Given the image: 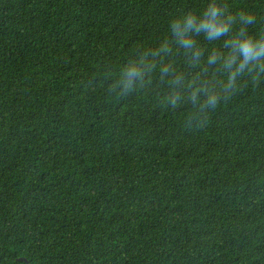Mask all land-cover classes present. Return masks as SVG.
<instances>
[{
    "label": "trees",
    "instance_id": "16d2710c",
    "mask_svg": "<svg viewBox=\"0 0 264 264\" xmlns=\"http://www.w3.org/2000/svg\"><path fill=\"white\" fill-rule=\"evenodd\" d=\"M0 264H264V0H0Z\"/></svg>",
    "mask_w": 264,
    "mask_h": 264
},
{
    "label": "clouds",
    "instance_id": "9594fccd",
    "mask_svg": "<svg viewBox=\"0 0 264 264\" xmlns=\"http://www.w3.org/2000/svg\"><path fill=\"white\" fill-rule=\"evenodd\" d=\"M244 51H245V54L246 55L249 54V53H251V51H252L251 46L250 45H245L244 46Z\"/></svg>",
    "mask_w": 264,
    "mask_h": 264
},
{
    "label": "water",
    "instance_id": "95a60500",
    "mask_svg": "<svg viewBox=\"0 0 264 264\" xmlns=\"http://www.w3.org/2000/svg\"><path fill=\"white\" fill-rule=\"evenodd\" d=\"M19 262H27V260L26 259H20V260H18Z\"/></svg>",
    "mask_w": 264,
    "mask_h": 264
}]
</instances>
